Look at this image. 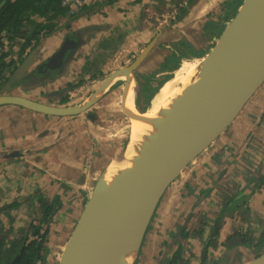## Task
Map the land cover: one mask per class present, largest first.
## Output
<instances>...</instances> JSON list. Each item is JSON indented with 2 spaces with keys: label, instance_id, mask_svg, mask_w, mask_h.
I'll return each mask as SVG.
<instances>
[{
  "label": "crops",
  "instance_id": "crops-1",
  "mask_svg": "<svg viewBox=\"0 0 264 264\" xmlns=\"http://www.w3.org/2000/svg\"><path fill=\"white\" fill-rule=\"evenodd\" d=\"M97 1L98 0H95V2ZM162 1H164V4ZM228 1L229 0L193 1L189 5L190 12L188 11V13L190 19L188 18L186 21L183 19L184 22L182 26L176 28L173 26V29L169 30L163 36L162 42H160V45L152 51L148 59L140 67L139 72L141 74H156L161 71L163 61L176 53L173 46L178 44V40L181 36H184L189 44H196L197 48L195 49L201 53L204 52V56L208 54L210 50L208 48L213 43V39H211L208 34L205 35L202 29H200V35L198 32L199 30L197 29L205 24L206 20L209 18H213V20H216L219 23V26L217 27L226 26L230 21L224 20L222 18V13L228 11L230 8L233 12L234 8L237 6V0H232L234 2H232L231 6H227ZM170 7L171 6L167 0H117L113 4L99 7L95 13H91L90 15L85 12L82 13L83 15L74 22V29L78 31L81 29H87L88 27L93 28V31L90 30L89 33L85 34L84 40L86 41V44L75 54L72 67L69 68L71 76L65 78L66 80H62V82L49 83V89L54 88L55 85V87L63 86V82H75L82 75L89 76L93 73H98L101 70H107V67L110 66L111 69L114 70L119 66L128 65L130 60L136 58L159 33L157 32V26L154 21L158 16H162L161 14L166 8L168 10ZM99 28L100 30H98ZM193 32L195 36H193ZM64 37L65 32L64 30H61L52 37L47 38L43 42L40 53H37L35 65L41 62L42 57L43 59H47L48 56L53 54V51L55 52V50L61 46ZM206 49H208L207 52L204 51ZM170 70L169 72L164 71V73H160L157 76V78H160L158 82L163 80L164 76H172ZM119 78L125 79L129 82L125 98V110L127 111L130 120L128 126L130 139L133 123L131 118L132 99L136 93L137 85L130 76H121ZM116 82L117 81L115 80L111 85ZM157 86L158 84L153 88L156 89ZM113 88L114 87H112L111 90H113ZM15 110L16 109L8 108V111H11L12 113H14ZM24 112L25 113H20L16 111L9 116L11 119L17 120L18 122L21 121V124L23 123L20 126V137L22 136L21 139L24 141L22 144V151L27 150L29 154L30 152H33L34 155L32 157H35L36 159H32L33 162L39 163H37L36 166L32 164L31 166L29 165L28 168H24L27 162L21 159L16 160L15 162L22 166V168L17 167V170L23 172L25 169H28L29 172L14 173V167L17 164L12 165L10 168L3 171L1 165L5 161L0 159V187L3 188V191H0V207L11 203L17 198L28 197L30 194L34 193L33 190L36 188H39L43 194L48 195V189L51 186L54 187L55 194L53 196H59L63 203L59 213L54 216V221L58 215L66 216L64 224L58 227L57 230L53 226L51 231V233L55 232L56 234H60L59 237L55 234L52 237V240H57L59 244L62 242L59 245L61 246L64 242L66 243L69 234L71 236L72 231L76 226V222H78L82 214L83 203L87 201L88 195L95 182L98 180L101 172H103L109 165L104 164L101 166L99 160L98 162L95 161L97 164L94 167L89 168L88 166L82 165L85 162L86 148L89 144L88 140H96V149H98L101 145L100 143H108L107 139L109 135L103 136V134H101V125L97 123V127H95L94 123H92L87 131H80L77 133L75 145V143H72L69 140V137H64L65 134L60 138L55 136V131L54 133L46 134L43 130V128L45 129V126L43 125L42 120H40V123L38 124L33 121L42 118L47 127L49 123L47 122L46 117H38L31 112ZM99 116L100 120H102L103 116ZM105 117L109 118L107 115H105ZM48 120L51 124L55 123V125L58 126L57 120L54 118H48ZM68 122H70V124L73 123L72 121L64 119L61 121L64 128L69 127L70 124H68ZM108 122L109 120H105L102 123V126H106L105 123ZM1 126L2 124H0V127ZM81 126L80 123V127ZM121 129V126L120 128H117L118 133L122 132ZM80 130H84V128H81ZM7 131L8 134L5 131H2V138L4 141H8L10 138L9 135L12 134L10 129ZM116 136L117 134L115 133L110 137L116 139ZM13 137L14 136H12V139ZM18 140L19 142H16V144L20 147V138ZM220 141H222V144H219ZM112 143L113 146L119 144L112 141L110 146H112ZM214 143L213 147H209L206 150L207 152L203 154L202 163L193 166V169L196 172H199L201 168L205 166L203 172L207 175V180H204L206 184H210L211 186L214 185L212 178L216 176L218 170L217 160H215V156L218 152L217 145L220 147L223 145L225 146L226 151L221 154L222 160H227V157L231 156L232 159H237L235 162L239 163L238 158L235 156H241L248 151L246 155L249 158L248 162H251L253 167L256 166L257 171L260 170L262 165L264 166V85L258 90L252 100H250L249 104L246 105L245 109L241 112L240 117L229 126L225 137H223L222 140H219L218 143ZM119 147L115 152V156L121 150ZM8 149L1 151L6 152L9 151ZM38 157L39 159H37ZM112 159H110V162ZM233 163H230V169L234 168L235 164ZM63 164L67 165L66 168ZM36 170L41 171L37 173ZM1 171L3 172L1 173ZM230 173H232V171L228 170V174ZM224 174L225 173H221L219 178L222 179L225 176ZM183 176L185 178L181 181H175L164 195L151 225L146 232L139 255L140 263L138 262V264H167V261L176 253L175 251H177L179 247V243L177 242L179 241H176V246L172 252L169 249V244L173 241V237L179 229L178 226L183 220L180 217L182 214L180 210L181 193L185 192L183 191L184 186L187 184L186 180H190V175L185 176L184 174ZM252 177L253 176H251V178L248 177V181H250ZM215 182H217V180ZM230 183L233 187H235L236 183L239 185V189L237 187V191L235 192L237 194L249 196L254 190L252 188L253 183L248 185L239 178L235 180L227 174L219 184L225 186L231 185ZM201 185L203 186L204 184L201 183ZM66 187H69L68 190L71 191L70 194L67 192ZM187 203L188 202L186 201L185 204ZM73 222H75L74 225ZM23 223L24 220H21L15 226L21 227ZM243 228L250 229L249 233H251V228H257L255 235L261 234V231L264 229V192L261 194L257 192L250 198L248 221L245 222ZM229 232H232V230L225 229L222 231L219 247L217 249H215L216 247H209L208 263L247 264L260 254L257 250H252L246 247L243 243L241 244L239 240H237L239 243L235 244L233 241L237 237L231 235ZM208 233L209 232L207 231V234ZM232 233L234 234V232ZM228 238L229 244L225 245ZM198 242L199 241L196 239L191 241V243H194V247L189 254H187L190 256L189 259L188 256L186 257L188 259V264H207L205 259L201 262L203 248ZM237 245L242 247H236ZM232 246H235L237 249V255L235 258L231 257L230 247ZM243 246L245 247L243 248ZM210 258H212V260H210ZM50 260L52 259L50 258Z\"/></svg>",
  "mask_w": 264,
  "mask_h": 264
},
{
  "label": "water",
  "instance_id": "water-1",
  "mask_svg": "<svg viewBox=\"0 0 264 264\" xmlns=\"http://www.w3.org/2000/svg\"><path fill=\"white\" fill-rule=\"evenodd\" d=\"M92 29L87 27L76 31L72 39L67 37L62 48L43 62L40 75L54 80L52 72L65 68L74 59L86 44L85 34ZM172 29L170 26L158 33L135 61L113 73L96 95L123 74H130L137 83L135 72ZM32 58L27 69L35 65V51ZM204 59L194 90L177 102V112L156 144L146 154L139 155L131 166L119 170L112 163L127 147L128 140L100 174L64 246L60 264H109L118 257L121 245L141 233L133 262L136 264L146 232L168 187L229 128L264 85V0H244ZM28 61L31 58L25 62ZM39 79L42 82V77ZM3 104L18 105L50 116L77 114L87 106L54 107L1 94L0 105ZM17 156L16 152L13 157ZM176 241L177 235L169 244L171 252ZM247 264H264V253Z\"/></svg>",
  "mask_w": 264,
  "mask_h": 264
},
{
  "label": "flooded vegetation",
  "instance_id": "flooded-vegetation-1",
  "mask_svg": "<svg viewBox=\"0 0 264 264\" xmlns=\"http://www.w3.org/2000/svg\"><path fill=\"white\" fill-rule=\"evenodd\" d=\"M193 1L194 0H167V2H169L171 6L169 8V11H171L173 7H177L179 13L181 9L183 10L188 9L189 11V8H190L189 5ZM94 2L95 0L91 4H94ZM184 3H187V5L183 6ZM91 4L90 6L88 5V6H84L83 8H80L76 14L84 13L83 11L84 8L92 7ZM169 11L161 15L162 16L166 15ZM95 12L91 11V13H95ZM179 13L177 14V16L179 15ZM162 16H158V18H156V20L158 19L159 24H160L159 20L161 19ZM173 19L169 20V22H171ZM74 22L71 23L70 26H67V27L66 25H64L65 26L64 28L65 37H64V40L61 46L58 49H56L55 52L53 51V54L48 56L47 59L45 58L46 60L43 59L42 57V60L39 64L37 65L33 64L26 70L25 73H21L20 71L21 65L29 58H31V61L33 60L32 58L33 52H30L28 55H25L21 63L17 61L18 57H14L16 54L12 53L10 56V59L8 60V65L5 67V70L3 72V77L7 76V79L2 80L3 83L0 86V96L1 94H3L6 96L26 98L36 103L46 104V105H50L54 107L61 106L65 108H73V107H83L86 105L87 106L85 107L84 110H82L80 113H77V114L68 115V116H50V115L43 114L41 112H37L35 110L32 111V110L25 109L18 105H13V104L0 105V120H1L0 124H2V126L0 127V151L9 148L8 149L9 151L0 152V159L2 161H5L1 165V169H3V171L10 168L12 165H16L17 163L15 161L19 159L25 160V162H27V164H25V168H28L29 167L28 165L33 164L36 166L37 163H39V162H33L32 159H35V157L34 158L32 157L34 155L33 152H30L31 154L30 155L27 150L22 151L23 150L22 144L24 143V141L21 139L22 136L20 137V134H21L20 126L23 123L21 124V121L18 122L17 120H13L9 116L11 114H14L16 111L20 113L21 112L25 113L24 111L29 112V113L31 112L33 114H36V116L38 117L40 116L46 117L47 118L46 120L49 123L47 127L42 118L35 119L33 121H35V123L38 124L40 123V120H42V123L45 126V129L43 128V130L45 131L46 134H51V133H54L55 131V136H57L58 138H60L61 136L63 137V134H65L64 137H67V138L69 137V140L72 143H75V145H76L75 139L77 138L76 137L77 133H79L80 131L81 132L87 131L92 123H94L95 127H97V123H99L101 125V132H102L101 134H103V136L109 135L107 139L108 143H100L101 144L100 147L96 149L97 148L96 140H94L93 138H92L93 140H88L89 144H88V147L86 148L87 152L85 155V162L82 165L88 166L89 168L94 167L97 164L96 162H98V160L100 161L101 166L104 164L108 165L110 163V159H112L113 156H115L116 151L114 152V150L118 146L116 144L113 147L110 146V143L112 141L118 144L120 143L118 139L121 140L122 143H120L119 146L121 144L122 145L124 144L123 141L125 142V144H126V141H128V140L126 141L124 140V139H128V137L130 136V135L127 136L126 132H124L123 135L118 134L115 137L116 139H113V137H110V136L115 134L116 127L120 128V126L116 124V121L118 122H120V120L127 121L126 126L127 127L129 126V121H130L129 115L127 111L125 110V98L127 95L129 82L125 79L119 78L118 79L119 81L116 80L117 81L116 83H114L113 85L110 84L111 86L109 85L100 95L97 96L96 93L103 87L106 80L113 73L119 71L122 68L130 66L131 63L134 62L135 59L140 54L133 60H130L129 64L126 66L125 65L121 67L119 66L118 68H115L114 70L111 69V66H110V67H107V70H103V71L101 70L98 73H93L89 76H84L81 74L82 76H80L77 81L71 82V83L63 82L62 84L63 86L55 87L56 86L55 85L54 88H51V89H49V83L62 82V80H66L65 78H69L71 76L69 68L72 67V63L74 61L72 60L69 63H67L64 66L65 68L61 67L57 72H52L51 77L53 76L54 80H49L46 76L40 75L39 69L41 65L43 64V62H47V60L53 57L62 48V45H64L67 37L72 39V35L76 32V30L73 27ZM63 23H66V21L62 20L61 24ZM160 25L164 26L165 24H160ZM206 26L207 25L205 23L197 29L199 30L198 31L199 34L201 35L200 29H202L205 35L208 34L211 37V39H213V43L214 42L217 43L218 36L220 38V36L223 33L222 28H217L212 33L206 28ZM98 30H100V28ZM39 49H42V46H39L37 49H35L34 50L35 53L39 54L40 53L38 51ZM207 50L208 49L204 51L207 52ZM203 53L204 52H202L201 55H203ZM187 54L189 55H186L184 57L192 56V54H190V51H188ZM178 58H180L179 60V64H180L181 59L183 57L179 56ZM13 61L18 63L15 69H11L9 65V63H12ZM175 62H176V59L174 56L168 57L167 59H165V61H163V64L161 66L162 67L161 71L157 72L156 74L154 73L153 74H141L139 70L135 72L134 76L138 83V92L136 91V95H135V105L137 109H138V103L139 104L141 103L140 105H144L146 94L143 88L146 83V78L148 76L153 77L151 79L152 81L149 83L150 84L149 88L155 87L156 84H159L158 80L160 79L159 77L157 78V76L160 73H164V71L169 72V70L173 67ZM174 70L175 69L170 70V71L173 72ZM39 77H42L43 80L42 82L37 83L36 80ZM30 81H34L36 82V84H34L32 87L21 88L23 83L25 82L29 83ZM112 87H114L113 90H111ZM151 100H150V103H151ZM8 108H12L16 110L14 111V113H12L11 111H8ZM99 115L103 116L102 120H100ZM105 115L109 116V118L105 117ZM240 115L238 117H240ZM48 118H54L55 120H57L58 126L55 125V123L51 124ZM63 119L72 121L73 123L70 124V122H68V124H70L69 127L64 128L61 123ZM105 120H109V122L105 123L106 126H102V123ZM80 123L82 125L81 127H80ZM81 128H84V130H80ZM8 129L11 130L12 134L9 135L10 138L8 139V141H4L2 138V131H5L8 134V131H7ZM226 134H227V130H225L217 138V141L215 143H218L219 140H222V138L225 137ZM12 136H14L13 139H12ZM19 138H20V145H21L20 147H18L16 144V142L17 143L19 142L18 140ZM90 139H91V136H90ZM101 140H104V139H101ZM219 144H222V141H220ZM11 147H15V148H11ZM209 147L212 148L213 143ZM217 147H218V152L215 156V160H217L218 170L216 172V176L212 178L213 179L212 182L214 184L213 186H211L210 184H206L204 182V180H207V175L205 172H203L205 166H203L199 172H196L193 169L194 165L202 163V156L205 152H207L206 150L208 148L204 150L192 162H190L177 177V180L181 181L185 178L183 176L184 174L185 176L190 175V180L189 181L186 180L187 184H185L184 186L183 191L185 192L181 193L180 210L182 214L181 215L179 214V215L183 220L181 224L178 226L179 229L173 237L175 238V236L177 235V240L179 241L177 242L179 243V247L177 251L175 252H178V251L181 252V256L185 260V257L188 256L187 254H189L191 249L194 247V243H191V241L193 239H196L199 241L198 243H200L201 247L203 248L202 258H204V252L206 250H207V257H208L209 247L210 248L216 247L215 249H217L219 247L222 231H224L225 229H229V230H232L234 234L232 232H229V233L237 237L233 241L235 242V244L239 243L240 241L241 244L243 243L246 247L252 250H257L260 253L256 257L253 258L254 260L258 256H260L262 253H264V229L261 231V234L255 235L257 228H251L252 229L251 233H249L250 229H246V228L244 229L243 227H244L245 222L248 221V216L250 212V198L257 192L260 194L264 192V169H263L264 166L262 165L260 167V170L257 171L256 166L253 167L251 162H248L249 158L246 156L248 151H246V153L241 156H235L238 158L239 163L235 162L237 161V159H232L231 156L227 157V160H224V159L222 160L221 154L225 153L226 151L225 146L223 145L222 147H220L219 145H217ZM16 152L19 153V156L13 157V155ZM96 158H99V159H96ZM37 159H39V157ZM230 163L235 164L234 168L230 169V165H231ZM63 166L66 168L67 165L63 164ZM228 170H231L232 173L228 174ZM3 171H1V173ZM40 171L41 170H36L37 173H39ZM25 172H29L28 169H25ZM221 173H225L224 174L225 176L226 174L230 175V177L234 178L235 180L239 178L240 180H242L248 185L253 183L252 188L254 190L251 192L249 196L244 195V194L235 193L237 191V187L239 189V185L237 183L235 187H233L231 183H230L231 185H225V186L219 184L225 178V176L222 179L219 178ZM251 176H253L252 179L248 181V177L251 178ZM216 180L217 182H215ZM201 183L204 185L202 186ZM170 186L168 187V189L170 188ZM0 191L1 192L3 191L2 187H0ZM33 191L34 193L30 194L26 198H20L21 200L17 198L11 203L2 205L0 207V209H3L5 206L12 204L14 202L21 203V207L18 210L10 212L13 220H11V218L6 215L7 213H9V211L2 212L0 214V234L2 231L6 234L4 245L0 243V258H2V261H3L2 264H5L6 256L10 255L11 253V250L13 248L12 243L14 242V235H17L21 231H24V230H27V231L29 230L30 232L32 223H35V224L38 223V218H36V220H30L28 217L29 212H33V213L38 212L36 195L42 194L48 200H50L51 197H53L52 200H54L57 197V195L55 197L53 196L55 193L48 194V195L43 194L39 188H36ZM164 195L161 198L159 205L161 204L164 198ZM186 201L188 202L187 204H185ZM35 205H36V208H35ZM159 205L157 207V210L159 208ZM21 220H24L23 225L21 227H16L15 225H17ZM207 231L209 232L208 234H207ZM50 233H51V228H50ZM228 241H229V238L225 245L229 244ZM47 247L49 246L47 245ZM19 258H20V254H17L7 264H13L14 261H15V264H17ZM45 258L47 261L44 264H49L51 256H49V254L47 253ZM207 260L208 259H206V261ZM38 264H42V263L39 262Z\"/></svg>",
  "mask_w": 264,
  "mask_h": 264
},
{
  "label": "trees",
  "instance_id": "trees-1",
  "mask_svg": "<svg viewBox=\"0 0 264 264\" xmlns=\"http://www.w3.org/2000/svg\"><path fill=\"white\" fill-rule=\"evenodd\" d=\"M64 0H0V86L3 83L2 80L7 79V76L3 77L5 67L8 65V60L12 53L16 54L14 57H18V62L24 59L25 55L30 52H34L39 46L43 45V42L55 35L58 31L64 30L65 26H70L71 23L79 19L83 14H70L67 7L63 5ZM117 0H98L95 4H91L92 7H85L84 12L88 15L91 11H96L99 7L110 5ZM195 1V0H194ZM232 0L227 2V6L232 5ZM244 0H237V6L241 7ZM164 4V1H162ZM90 6V5H89ZM188 12L181 9L178 19H182ZM66 23H62V20ZM173 21L172 23H174ZM171 23V24H172ZM206 28L210 32H214L217 28L224 30L225 26H219L216 20L209 18L206 20ZM170 27V26H169ZM167 27V28H169ZM219 34V33H218ZM221 35V34H220ZM198 37V36H197ZM185 37L181 36L178 44H175L176 53L173 56L176 59L175 64L171 68L177 69L179 67V56H186L188 51L194 57H202L200 51L193 49H185V45L189 44ZM219 39V36H218ZM215 42L212 43L208 49L209 52L215 46ZM187 51H185V50ZM15 61L9 63L11 69L17 67ZM171 75L164 76L156 89L149 88L151 79L153 77L148 76L144 85L145 100L144 105L138 103V109L140 112H145L150 104L151 98L158 91L159 87L169 79ZM143 104V103H142ZM38 205V223H32L30 232L29 230L21 231L19 234L14 235L13 248L10 255L6 256L5 264L9 263L17 254H20V258L17 264H42L46 263V254L48 253V239L47 236L50 233V225L54 219V216L59 213L63 203L59 196L50 201L46 199L42 194H37ZM21 207V203L14 202L0 209L2 212H7L6 215L13 220L10 212L16 211ZM6 234L2 231L0 234V243L4 245ZM207 259V250L204 252V258ZM2 258H0V264H2ZM168 264H188L186 260L181 256V252H176L173 257L168 260Z\"/></svg>",
  "mask_w": 264,
  "mask_h": 264
},
{
  "label": "bare ground",
  "instance_id": "bare-ground-1",
  "mask_svg": "<svg viewBox=\"0 0 264 264\" xmlns=\"http://www.w3.org/2000/svg\"><path fill=\"white\" fill-rule=\"evenodd\" d=\"M204 60V58L199 59V57L183 56L179 67L172 72V77L161 86L144 113L137 110L135 105L136 93L134 94L131 107L132 134L127 147L113 161V167L119 170L128 168L139 155L146 154L156 144L157 138L162 134L164 128L172 122V116L177 112V102L188 92L194 90L200 68L205 64ZM122 76H130L133 79L130 74H123ZM140 238L141 233L135 239L121 245L118 257L109 264H133L138 252Z\"/></svg>",
  "mask_w": 264,
  "mask_h": 264
},
{
  "label": "rangeland",
  "instance_id": "rangeland-1",
  "mask_svg": "<svg viewBox=\"0 0 264 264\" xmlns=\"http://www.w3.org/2000/svg\"><path fill=\"white\" fill-rule=\"evenodd\" d=\"M238 10H239V6H236L235 8H234V10H233V12L231 11V8L228 10V11H225V12H223L222 13V18L224 19V20H227V21H230V20H232L235 16H236V14H237V12H238ZM167 11H169V9L167 10V8L165 9V11L162 13V14H165ZM190 12V11H189ZM179 16V15H178ZM204 16V15H203ZM203 16H202V18H203ZM229 17V18H228ZM190 19V15H189V13H187L182 19H178V17L176 16L175 17V19H173L171 22H169L168 24H165L164 26H162V25H160L158 22H157V20H155L154 21V23L156 24V26H157V32H161V31H163L166 27H168V26H174V27H178V26H182V24H183V22H184V20L186 21L187 19ZM228 18V19H227ZM184 19V20H183ZM173 21H175L174 23H172ZM172 23V24H171ZM79 36H78V38L80 37V33L78 34ZM193 36H195V34H194V32H193ZM82 38V37H81ZM183 48H185V49H193V50H196V51H198L197 49H195V48H197V45L196 44H194V43H191V44H187V45H185V47H183ZM184 49V50H185ZM39 52H40V49L38 50ZM202 58H204V57H199V59H202ZM32 61H28V62H25V63H23L22 65H21V68H20V71H21V73H25L26 72V70H27V67H28V65L31 63ZM26 64V65H25ZM172 77V76H171ZM40 78V77H39ZM39 78H37V83L38 82H41L40 81V79ZM168 80V79H167ZM166 80V81H167ZM165 81V82H166ZM164 82V83H165ZM34 84H36V82H34V81H30L29 83H23V85L21 86V88H25V87H32ZM151 104V103H150ZM150 106V105H149ZM116 124L117 125H119V126H121L122 127V132L121 133H118V130H117V127L115 128V133L118 135V134H122L123 135V133L124 132H126V135L128 136L129 135V133H128V127L126 126L127 125V121H123V120H120V122H118V121H116ZM125 141L126 140H129V137H128V139H124ZM118 141L120 142V143H122L121 142V140H119L118 139ZM127 142V141H126ZM119 143V144H120ZM123 145L121 146L120 145V147H119V149L121 148H123L124 146H125V142L123 141ZM119 144H118V146H119ZM118 146L115 148V150H114V152L118 149ZM112 147H113V143H112ZM119 151V150H118ZM117 151V152H118ZM115 157V156H114ZM29 166V165H28ZM31 166V165H30ZM17 167H21L22 168V166L19 164V165H17V166H15L14 167V173H23V172H25V171H23V172H21V171H19V170H17L16 168ZM24 167V166H23ZM25 168V167H24ZM67 188V187H66ZM69 188V187H68ZM68 188H67V192L70 194L71 193V191H69L68 190ZM48 192H49V194H54V192H55V189H54V187H51V188H49L48 189ZM37 196V195H36ZM35 196V197H36ZM53 199V197H51V199L50 200H52ZM88 199V198H87ZM72 202V201H71ZM71 202H69V203H71ZM87 202V201H86ZM86 202H84L83 203V206H82V209L84 208V206H85V203ZM73 203V202H72ZM70 212H72V211H70ZM37 214V212L36 213H33V212H29L28 213V217H29V219L30 220H36V218H39L38 217V215H36ZM64 221H66V216L65 215H58V216H56V220L54 221V219H53V221H52V223H51V225H50V228H51V231H52V228H53V226H54V228L57 230V228L58 227H60L62 224H64ZM75 224V222H73V225ZM72 225V226H73ZM56 233L54 232V233H50L49 235H48V237H47V239H48V243H47V245L49 246L48 247V254H49V256H51V259L52 260H50V262H49V264H60V259H61V253H62V251H63V249H64V246H65V244L67 243V241H66V243L64 242L61 246H59L60 244L58 243V241L57 240H52V237L55 235ZM56 236H60V234H56ZM69 237H70V234H69V236L67 237V239H69ZM236 247H242V246H236ZM236 247L235 246H232V247H230V253H231V257H234L235 258V256L237 255V249H236ZM245 246H243V248H244ZM141 252V251H140ZM190 258V256H188V259ZM209 258V256L207 257V259ZM188 259L185 257V260H186V262L188 261ZM210 260H212V258H210ZM140 260H139V258H138V260H137V262H136V264H138V262H139ZM203 261V259H202V257H201V262ZM207 264H211V263H208V261L206 262ZM202 264V263H201Z\"/></svg>",
  "mask_w": 264,
  "mask_h": 264
},
{
  "label": "built area",
  "instance_id": "built-area-1",
  "mask_svg": "<svg viewBox=\"0 0 264 264\" xmlns=\"http://www.w3.org/2000/svg\"><path fill=\"white\" fill-rule=\"evenodd\" d=\"M94 0H64L63 5L67 7L70 11V14H76L80 8L90 5ZM187 2V1H186ZM187 5L184 3L183 6ZM182 6V5H181ZM178 8L173 7L166 15L161 17L160 24H166L169 20L175 18L178 14Z\"/></svg>",
  "mask_w": 264,
  "mask_h": 264
},
{
  "label": "clouds",
  "instance_id": "clouds-1",
  "mask_svg": "<svg viewBox=\"0 0 264 264\" xmlns=\"http://www.w3.org/2000/svg\"><path fill=\"white\" fill-rule=\"evenodd\" d=\"M96 182H97V181H96ZM96 182H95V183H96ZM94 185H95V184H94ZM76 224H77V222H76Z\"/></svg>",
  "mask_w": 264,
  "mask_h": 264
}]
</instances>
